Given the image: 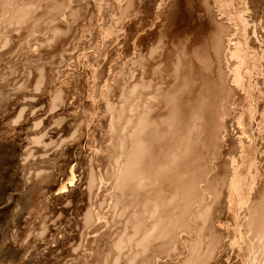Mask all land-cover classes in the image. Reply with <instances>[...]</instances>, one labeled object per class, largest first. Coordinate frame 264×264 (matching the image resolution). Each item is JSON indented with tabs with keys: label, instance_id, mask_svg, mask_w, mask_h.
<instances>
[{
	"label": "bare ground",
	"instance_id": "6f19581e",
	"mask_svg": "<svg viewBox=\"0 0 264 264\" xmlns=\"http://www.w3.org/2000/svg\"><path fill=\"white\" fill-rule=\"evenodd\" d=\"M49 1L58 8L68 6L64 0L61 4L59 0ZM107 1L112 3L111 15L110 8L105 11L114 23L106 30L107 37H102L103 51L96 50V67H100L96 71L90 70L91 53L85 54L87 51L83 49L81 51L86 52L79 56L84 74H80L82 70L75 73L78 66L71 73V80L66 81L69 72L56 70V55L49 59L45 51L47 55L36 54L45 60L42 69H35L37 73L32 70L36 75L31 72L20 87L21 68L11 63L17 57L10 56L11 51L0 53L1 65L7 66L10 76L0 85V124L12 128L5 132L2 140L7 142L5 145L0 142L3 145L0 149L12 154L10 165L18 172L20 167L23 171L25 165H33L37 167L33 170L39 173V159L35 154L42 140L36 136L42 129L49 137L60 135L59 139L53 138L61 141L60 150L54 151L55 160L59 162L58 158L63 155L73 157L84 143L80 139L83 132L90 129L85 126L86 119L82 122V116H75L76 109L86 103L82 104V100L72 103L77 97L74 88L82 86L87 77L99 81L93 88L102 98L101 103L98 100L102 110L100 120L109 127L110 136L103 140L100 128L95 129L98 133L94 140L98 147L91 153L93 165L87 179L86 174H81L79 183L58 197L57 202L67 200L69 204L62 209L64 215L72 211L78 222L73 224L75 229L72 225L64 227L62 220L55 222L56 228L49 226L48 232L62 231V237L55 239L53 259L63 257L65 264H264V0ZM98 2L77 0L74 7H66L67 12L62 14L64 22L52 27L50 42L57 44L63 38L62 43L67 41L76 23H84L86 27L99 23L106 4ZM20 3L19 0H0V24L9 13L10 20L19 24L30 14L27 9H20ZM9 36L12 41L21 38L15 33ZM92 39H88V43ZM67 47L62 51L66 54L62 55L61 63L67 59L68 51L72 52V48ZM33 51L35 54V49ZM55 54L59 55L58 51ZM126 60L128 78L125 84H117L115 72L124 67ZM120 75L121 72L117 76ZM124 77L118 81L122 82ZM114 80L117 85L112 84ZM52 82L56 86L51 88L48 84ZM32 84L36 86L35 93L41 92L40 96L35 97L30 90ZM48 95L52 96L53 109L41 121L40 129H32L31 134L28 131V139L31 135L36 138H32L34 147L22 150V156L27 155L22 158L23 163L20 129L40 117L39 111L31 115V109L36 107V99L44 96L41 99L45 101ZM52 124L59 128H51ZM106 164L109 169L103 177L100 167L104 170ZM33 170H28L30 175ZM68 172L67 178L72 173ZM47 180L46 189L54 191V182ZM55 203L54 200L46 208L48 214L53 213ZM38 206L41 208L42 204ZM30 236L32 233L29 239Z\"/></svg>",
	"mask_w": 264,
	"mask_h": 264
},
{
	"label": "rangeland",
	"instance_id": "374dc122",
	"mask_svg": "<svg viewBox=\"0 0 264 264\" xmlns=\"http://www.w3.org/2000/svg\"><path fill=\"white\" fill-rule=\"evenodd\" d=\"M21 3H20V9L22 8H25L27 9V11L30 13L29 15L25 16L23 20L20 21V24L18 22H12L10 20L11 18V13H9L6 17L2 18L1 21H3V23H1L0 25V47H1V50H0V53L2 52L3 54L8 52L7 54H9V52L11 51L12 53H10L9 55L10 56H15L17 58H14L13 59V62L11 61V63L17 65V67L21 68L20 71L22 73V75L20 74V87L21 85H23L26 81V77H28L30 75L31 72H36L37 71V68H41V66H44L45 64V60L42 59H39V55H43V54H46V52L48 53L47 56L45 57H48L49 59L52 57H54L55 55V63L56 65L54 66V68L58 71H63V72H69L67 74H69L67 77H66V81H70L71 80V75L73 74L72 72L76 71L78 66V71H76L75 73H80L82 70V72L80 74L83 73V71H85L84 69H82V65L80 64L81 60L80 59L81 57L79 55H81L83 53V49L84 50V53L85 54H90L91 55V71H96L97 69H99L100 67L96 65H98L97 63V51H101L103 48H104V42H102L101 40H103V38H106L107 37V29H110L112 26H109L111 24L114 23V20H112V16H109V13L110 11H112V3L109 4L110 2H107L105 0H99V2L97 4H101V3H104L106 4L105 7H104V10L103 11H107L108 9L107 8H110L108 11L109 13L106 14V11L103 13L104 17L101 18V16L99 18H101L99 20V23H96L95 25H89V26H85L84 23H80V25H78V23H76L74 26H73V30L75 31H72L71 33H73L72 35L69 34L68 36V40L64 41V43H62V39L61 41H59L58 46L56 47V43H52V41L50 42V38L52 36V30L53 28L59 23V22H64V19L62 18V14L63 12H67V11H64L66 7H69V5H71V7H74L77 2V0H70L71 2L69 3L68 0H64L65 2L64 3H67L68 6H66L64 9L61 8V6L58 8L57 6L55 7L54 5H51V1H47V0H19ZM32 1V2H31ZM45 1V2H44ZM63 0H59V3L61 4ZM76 1V2H75ZM105 1V2H104ZM26 2V3H25ZM30 2V3H29ZM34 3V4H32ZM37 3V5H36ZM46 3V4H45ZM90 3V1H89ZM24 4V5H23ZM74 4V5H73ZM23 5V6H22ZM50 6V7H49ZM22 7V8H21ZM54 7V8H53ZM53 8V9H52ZM29 9V10H28ZM43 9H45L43 11ZM58 9V10H56ZM62 9V10H61ZM39 12H38V11ZM37 12V13H36ZM45 12V13H44ZM61 15H60V14ZM37 14V15H36ZM39 14V15H38ZM49 14V15H48ZM56 15V16H55ZM107 15V17H106ZM111 15V13H110ZM10 16V17H9ZM40 17V18H39ZM117 17H119L118 13L116 14V19ZM35 18V19H34ZM38 18V19H37ZM46 18V19H45ZM62 18V19H61ZM34 20V21H33ZM10 21V23H9ZM46 21V22H45ZM58 21V22H57ZM24 22V23H23ZM56 22V23H54ZM111 22V23H109ZM156 22V21H155ZM158 22V20H157ZM5 23V24H4ZM9 23V24H7ZM14 23V24H13ZM50 23V24H49ZM105 23V24H104ZM108 23V25H107ZM4 24V25H3ZM10 24H12L13 26H11ZM27 24V25H26ZM102 26H101V25ZM19 25V26H18ZM34 25V27L32 26ZM38 25V26H37ZM86 27H84V26ZM98 25V27L96 26ZM5 26V27H4ZM21 26V27H20ZM29 30H28V28ZM42 26V27H41ZM50 26V27H49ZM78 26V27H77ZM84 28H83V27ZM109 26V28H108ZM12 27V28H11ZM31 27V28H30ZM41 27V28H40ZM53 27V28H52ZM33 28V29H32ZM75 28V29H74ZM105 28V29H104ZM19 29V30H18ZM42 29V33H41V30ZM92 29H95L94 32ZM100 29V30H98ZM4 30V31H3ZM9 30H13V33H15L16 37H21L20 38V41L19 39L18 40H14L12 41L11 39H9V35L13 34L11 32H9ZM17 30V32H16ZM23 30V31H22ZM26 30V31H25ZM31 30V31H30ZM40 30V32H39ZM49 30V33L47 32ZM50 30H51V33H50ZM85 30V31H84ZM92 30V31H91ZM107 30V31H106ZM30 31V32H29ZM82 31V32H81ZM88 31V32H87ZM91 31V32H90ZM98 31V32H97ZM99 31H102V32H99ZM103 31H105L106 33L104 34ZM24 32V33H23ZM27 32H29L27 35ZM77 32V34H76ZM4 33H8L7 35L4 34ZM11 33V34H10ZM17 33V34H16ZM31 33V35H30ZM34 33V34H33ZM38 33V34H37ZM45 33V35H44ZM82 33V34H80ZM92 33V36L90 35ZM94 33V34H93ZM102 33V35H101ZM19 34V35H18ZM24 34V35H23ZM35 34H37L35 37ZM51 34V35H50ZM88 34V35H87ZM34 35V37H33ZM38 35H41L42 37L43 36H47V37H43L41 38L38 37ZM101 35V37H100ZM104 35V36H103ZM25 36V37H24ZM29 36H31L29 39ZM73 36L77 37L76 39L73 38ZM82 36V37H81ZM88 36V37H86ZM106 36V37H105ZM3 37V38H2ZM24 37V38H23ZM49 37V38H48ZM80 37V38H79ZM91 37V38H90ZM97 40H96V38ZM103 37V38H102ZM23 38V39H22ZM26 38H27V41H26ZM39 38V39H37ZM41 38V40H40ZM45 38V39H44ZM73 38V41L71 40ZM91 41L92 39V42L91 43H88L90 42L88 39ZM102 38V39H100ZM49 40V45L48 43H45V42H48ZM6 40V41H5ZM33 40V41H32ZM71 40V41H70ZM24 41V42H22ZM29 41V42H28ZM37 41V42H36ZM77 41V42H76ZM83 41L85 42V44H83ZM90 44V45H87L86 48H85V45L87 44ZM5 42V43H4ZM22 42V43H21ZM28 42V43H27ZM32 42V44H31ZM35 42V43H34ZM41 42H43L44 45H41ZM9 43V44H8ZM22 44V45H19V44ZM34 43V44H33ZM40 43V44H39ZM68 43V44H66ZM72 45H71V44ZM82 43V45L80 44ZM102 43V44H101ZM4 44V45H3ZM7 44V45H6ZM14 44V45H13ZM28 44V45H27ZM36 44V46H34ZM40 47H38V45ZM63 44V45H62ZM94 44V46H93ZM24 45V46H23ZM27 45V46H26ZM32 45H33V48H32ZM52 45H53V48H52ZM70 46V48H72V52L68 51V54L66 55L67 56V59H65V61L63 63H61V61L63 60L62 59V55H65L66 53L65 52H62V51H65L67 47ZM78 45L80 47H78ZM96 45H98L96 47ZM15 46V47H14ZM50 46V48H49ZM61 46H64L61 47ZM88 46H89V50H88ZM18 47V48H17ZM20 47V48H19ZM31 47V48H30ZM46 47V48H45ZM55 47V48H54ZM66 47V48H65ZM11 48V49H10ZM15 48V49H13ZM17 48V49H16ZM30 52H29V50ZM42 48V49H41ZM49 48V49H48ZM63 48V49H62ZM3 49V51H2ZM35 49V54L34 53V50ZM44 49V50H43ZM62 49V50H61ZM13 50V51H12ZM27 50V52H26ZM39 50V51H38ZM48 50V51H47ZM80 50V51H79ZM92 50V51H91ZM97 50V51H96ZM113 50V49H112ZM16 51V53H15ZM20 51V52H19ZM46 51V52H45ZM50 51V52H49ZM54 51V52H53ZM59 53V55L55 54V53ZM61 51V54L60 52ZM103 51V50H102ZM23 52H25V54H23ZM94 52V53H93ZM19 53H21L19 55ZM33 55H32V54ZM43 53V54H42ZM65 53V54H64ZM83 53V54H84ZM106 53V51H105ZM23 54V55H22ZM30 54V55H28ZM38 56H37V55ZM8 55V56H9ZM18 55V56H17ZM75 55V57H74ZM23 56V57H22ZM27 56V57H26ZM60 56V57H59ZM73 56V57H72ZM26 59H25V58ZM37 57V58H36ZM44 57V58H45ZM24 58V59H23ZM31 58V59H30ZM35 58V59H33ZM76 58L78 60H76ZM17 59V60H16ZM20 63H19V61ZM21 59V60H20ZM33 59V60H32ZM72 59V61H71ZM75 59V60H73ZM104 59V58H102ZM109 59V57L107 58ZM129 59V58H127ZM16 60V61H15ZM15 61V62H14ZM95 61V63H94ZM6 62V61H5ZM22 62V63H21ZM30 62V63H28ZM42 62V63H41ZM106 62V60H105ZM122 61L120 60L119 63H121ZM127 62V63H126ZM126 62L124 63V67L123 65L118 69L116 70L115 72V79L117 80V84L119 83H124V80H127V73L129 74V65L128 64V61L126 60ZM3 62H0V85L2 84L3 81L5 80H8L10 79V76H8L7 74V66L6 65H1ZM118 63V64H119ZM20 64V65H19ZM33 65V66H32ZM95 65V66H93ZM127 65V66H125ZM39 66V67H38ZM66 69H65V67ZM9 67H11V65H9ZM57 67V68H56ZM64 67V68H63ZM71 67V68H70ZM94 67V68H93ZM99 67V68H98ZM31 70H30V69ZM34 68V69H33ZM60 68V69H59ZM123 68V69H122ZM36 69V71H35ZM87 69V68H86ZM125 69V71H124ZM23 70V71H22ZM29 70V71H28ZM33 70V71H32ZM107 71H110V72H113L112 70L108 69ZM124 71V72H123ZM29 74H28V73ZM32 73V74H35V73ZM121 72V75L120 76H117L119 73ZM123 72V73H122ZM127 72V73H126ZM37 73V72H36ZM72 73V74H71ZM108 73V72H107ZM2 74V75H1ZM11 74V73H10ZM28 74V75H27ZM84 74V73H83ZM113 74V73H112ZM26 75V76H25ZM36 75V74H35ZM127 75V76H126ZM121 76H125L124 79L122 78V82H119L118 79L120 78L121 79ZM70 78V79H69ZM69 79V80H68ZM119 79V80H120ZM86 80V81H85ZM116 80H114L112 83L113 85H117L115 82ZM24 81V83L22 84V82ZM55 81V82H54ZM63 81V79L61 80ZM85 82H83V85H79V87H75L74 89L76 90L77 92V97L75 98V100L72 102H76L78 100H82V104L86 103L85 105H82L80 107H78L76 109L77 113L75 110H73V112H75V116L78 115V117H81L80 118V121H86L85 123V126H89L90 129L89 130H86L83 132V135L82 137L80 138L81 140L84 141V143H82V146H79V148L73 153V157H69L67 155H63L61 156V158H58L59 162L57 161V159L55 160V152L59 151L60 150V143L61 141L57 142V140L53 139V138H57L59 139L60 138V135H55L52 137H49L47 134H46V131H44V129H42L38 136V138H41V146H39V149L37 150L38 152L35 154L36 158L39 159V161H37V164H38V171L39 173L41 174L43 170V174L40 176L38 172H36V170L34 171L33 169L34 168H37V167H33V165H25V169L23 171H21V168L20 167V172L16 171L15 168H13L10 164H12V154L8 153H3L0 149V264H65V262L63 263V260L64 258L63 257H58V258H54L53 259V252H52V249L54 250L56 248V244H55V239L56 237H59L61 238L62 237V234H61V230H56V231H49L48 232V229H49V226L50 228H56L54 227V224L55 222H59V221H64L63 223V226L64 227H71L72 225V229H75V224L77 225V222H78V218L76 216V213L73 215L72 211L69 212V214H65L63 213V210H65L69 204L67 202V200H65L64 202H61V201H58L59 200V196H61L62 194H65L66 192H68V190L70 188H73L74 187V184H78L79 183V178H80V175L81 174H86V179H87V173L89 172V169L90 167L93 165L91 163V153L96 150V148L98 147V143L95 142V137L97 136V133L96 132L99 128H100V131H99V135H102V139L103 140H106L109 138L110 136V133H109V127L106 126V124L102 123L101 122V114L100 112H102L101 108L99 109V105L101 103V99L100 96H98V92H96V90H94L93 86H94V83H99V81H97L96 78H93V79H88L85 78L84 79ZM92 81V82H91ZM53 82L56 84V79L53 80ZM52 82V84H48L51 88H52V85L55 87L56 85ZM93 83V84H92ZM33 85V84H32ZM72 85V84H71ZM85 86V87H83ZM35 84L32 86V88H30V90H32V92L35 95V97H38L41 95V92H37L35 93ZM91 87L93 89H91ZM21 89V88H20ZM85 89V90H84ZM89 89V90H88ZM74 90V91H75ZM85 92H84V91ZM92 90V91H91ZM87 91V92H86ZM22 92L24 93V91L22 90ZM40 93V94H39ZM95 93V94H94ZM14 95V94H13ZM21 95H24V94H21ZM20 95V96H21ZM90 95L92 97H90ZM86 96V97H85ZM44 97V96H41L40 98L36 99V102L34 98L30 99L32 100V102L35 103V106L36 107H33V110L31 109V115L33 113H36L37 111H39L40 113V117L37 118L35 121H32L30 123V125L28 127H23V129L21 130L20 129V160H24V158H27V155L26 156H22V152L23 151H26L25 149H27L29 146L30 147H34V137L33 135H31V137H29L28 139V134H31L32 131L36 128L38 130V128L40 129L42 127V125L40 124L41 121L45 120L44 118H46L48 115H49V111L51 112V110L53 109V102H52V96L51 95H48V96H45V101L42 100L41 98ZM90 97V100L89 98ZM31 98V97H30ZM24 99V98H23ZM22 99L21 102H23L24 100ZM40 99V102L37 103V101H39ZM92 99V100H91ZM42 100V101H41ZM98 100L100 101V103L98 102ZM96 101V102H95ZM89 103V104H88ZM91 103V104H90ZM95 103V104H94ZM46 104V105H45ZM81 104V103H79ZM90 105L92 106V109L90 108ZM94 105H97L94 107ZM84 106V107H83ZM76 107V106H75ZM80 108V109H79ZM83 110H82V109ZM95 109H98L96 111H94ZM42 110V112H41ZM34 111V112H33ZM18 113H20V108L19 110H17ZM72 112V113H73ZM84 118V119H83ZM100 121V122H99ZM102 123V125H101ZM94 125V126H93ZM7 126V127H6ZM38 127V128H37ZM59 128L58 125H55V124H52L51 128ZM106 127V128H105ZM94 128V129H93ZM12 129L11 126H8L7 125H2L0 124V142L2 144H6L7 141H4L2 140L3 139V136H5V132L8 130ZM33 129V130H32ZM96 129V131H95ZM105 129V130H103ZM108 131H107V130ZM25 130V131H24ZM29 131V133H28ZM93 131V132H92ZM106 131V132H105ZM73 132V131H72ZM72 132H70V135L72 134ZM87 132V133H86ZM95 132V133H94ZM106 134H105V133ZM28 133V134H27ZM10 134V133H9ZM86 134V135H85ZM105 134V135H104ZM47 135V136H46ZM90 135V136H89ZM93 135V136H92ZM47 137L50 138V139H45ZM106 137V139H105ZM33 138V139H32ZM86 139V141H85ZM45 140L48 142H51V143H45ZM53 140V141H52ZM28 143V144H27ZM32 146H31V144ZM58 143V144H56ZM2 144H0V147L3 146ZM43 144H46V145H43ZM49 144L50 147H48L47 145ZM53 144V146H51ZM26 146V147H25ZM43 146V147H42ZM47 146V147H46ZM25 147V148H24ZM29 147V148H30ZM42 147L43 148V153L44 154H41V149L40 148ZM45 147V148H44ZM54 149H53V148ZM96 147V148H95ZM50 148V149H49ZM23 150V151H22ZM45 150V151H44ZM47 151V152H46ZM51 151V152H50ZM55 151V152H54ZM41 152V153H40ZM40 154V155H39ZM50 155V156H48ZM51 155H52V158H51ZM31 155H29L30 157ZM38 156V157H37ZM44 157H47L45 160H44ZM50 159H49V158ZM66 157V158H65ZM42 159V160H40ZM68 159V161L66 160ZM72 159V160H71ZM75 159V160H74ZM22 160V161H23ZM47 160V161H46ZM61 160V162H60ZM65 160V161H64ZM56 161L58 162V164L56 163ZM66 161L68 162V164L66 163ZM43 162V163H42ZM53 162V163H52ZM71 162V163H70ZM24 163V161H23ZM47 163V164H46ZM91 163V164H90ZM106 163L109 164V162L106 160ZM21 164V162H20ZM41 164H44L41 165ZM46 164V165H45ZM53 164V165H52ZM59 164L61 166H59ZM67 164V165H66ZM104 165L103 168H105L104 170L102 169V167H100L101 169V174L102 176L104 177V175L107 173L108 169H109V166L108 165ZM22 165V164H21ZM20 165V166H21ZM41 165V166H40ZM65 165H66V168H65ZM40 168L43 166V169ZM56 166V168H58V170L56 168H54ZM28 167V168H27ZM60 167V168H59ZM65 168V169H64ZM70 168H73V169H70ZM56 169V170H55ZM63 169L64 171H62L61 173V170ZM84 169V170H83ZM88 169V170H87ZM28 170H33L32 172V175H30L31 171H28ZM40 170H42L40 172ZM48 170V171H47ZM52 170V172H51ZM76 170V171H75ZM103 170V171H102ZM57 171V172H55ZM66 171H69L67 174H69L70 172V175L69 177L67 178V176H65L66 174ZM79 171V172H78ZM81 171V172H80ZM23 172V173H22ZM35 172L37 173L35 175ZM44 172H45V175H44ZM65 172V173H64ZM3 173V174H2ZM19 173V174H18ZM28 173V175H27ZM46 173H49V174H46ZM57 173H60V174H63V175H60L58 174V177L57 175L55 176V174ZM80 173V174H79ZM23 174V175H22ZM89 174V173H88ZM39 175V176H38ZM26 176V177H25ZM28 176V178H27ZM36 176V177H35ZM38 176V177H37ZM46 177V179L44 177ZM62 176V177H60ZM24 177V178H22ZM32 177V179H31ZM39 177H42L41 179ZM27 178V180H26ZM29 178L31 179L29 181ZM52 178V179H51ZM59 180H58V179ZM60 178H63V179H60ZM36 179V180H35ZM40 179V180H39ZM47 179H50L49 182H51V180L54 182L53 185L55 186L56 189H54V191L52 192H49L48 189H46L45 187V180L48 182ZM73 179V181H72ZM57 181V183L55 181ZM70 180V181H69ZM16 182V183H15ZM21 182V183H20ZM39 182V183H38ZM43 182V183H41ZM63 182V183H62ZM27 183V184H26ZM56 183V185H55ZM65 183V184H64ZM72 183V184H71ZM26 184V186L24 185ZM29 184V185H28ZM42 185V187H41ZM63 185V186H62ZM38 186V187H37ZM10 187V188H9ZM37 187V188H36ZM40 187V188H39ZM27 188V189H26ZM26 189V190H25ZM23 191V192H22ZM36 191V192H35ZM44 191V192H43ZM38 192V193H37ZM8 193V194H7ZM20 193V194H19ZM46 193V194H45ZM50 193V194H49ZM35 194V195H34ZM40 194V195H39ZM44 194V195H43ZM49 194V195H48ZM61 194V195H60ZM52 195H55V196H52ZM57 195V196H56ZM10 196V197H9ZM12 196V197H11ZM34 196V197H33ZM54 197V198H53ZM12 199V200H11ZM53 199V200H52ZM12 202H11V201ZM55 200V203L54 204V210H53V213L51 214H48L50 212H48V210L46 209L49 205L52 204V202ZM17 201V203H16ZM19 201V202H18ZM8 202V203H7ZM29 203V204H28ZM40 203V205L42 204V207L39 208L38 204ZM45 206H44V204ZM15 205V206H14ZM57 205V206H55ZM65 208V209H64ZM46 209V210H45ZM63 209V210H62ZM37 210V211H36ZM44 211V212H43ZM50 211V209H49ZM52 212V210H51ZM54 212L58 215H56V217L54 216ZM62 213V214H61ZM42 214V215H41ZM45 215L52 217V218H48L46 219L45 218ZM72 214V215H71ZM36 216V217H35ZM43 216V217H42ZM46 216V217H47ZM55 219H54V217ZM63 216L65 217V219H63ZM10 217V218H9ZM38 217V218H37ZM20 218V219H19ZM33 218V219H32ZM37 218V219H36ZM42 218V219H41ZM45 218V220H44ZM31 219V221H30ZM40 219V221H38ZM50 219H52V221H50ZM74 219V220H73ZM77 219V220H76ZM19 220V221H18ZM36 220V221H35ZM68 220V221H67ZM71 220V221H70ZM32 221L38 225L35 224L34 226V223L32 224ZM43 221V223H42ZM46 221H49V223H47ZM31 223V224H30ZM23 224V225H22ZM46 224H49V225H46ZM69 225V226H68ZM19 226V227H18ZM32 226V227H31ZM34 226V227H33ZM41 226V227H40ZM47 226V227H46ZM52 226V227H51ZM37 229H36V228ZM61 227V226H60ZM34 228H35V231H34ZM58 229V228H57ZM18 230V231H17ZM32 230V232H31ZM24 231V232H23ZM54 232V233H53ZM28 233V234H27ZM33 236H30V239H29V234ZM35 233V235H34ZM48 233V234H47ZM48 235V236H46ZM55 235V236H54ZM35 236V237H34ZM44 236V237H43ZM46 236V238H45ZM49 237V238H48ZM35 238V239H34ZM41 240H40V239ZM45 238V240H43ZM25 239V240H24ZM33 240V242L29 241V240ZM18 240V241H17ZM24 240V241H23ZM36 242H35V241ZM43 240V241H42ZM52 240V242H51ZM27 242V243H26ZM41 242V243H40ZM45 242V243H44ZM33 243V244H31ZM50 243V244H49ZM13 244V245H12ZM36 244V245H35ZM40 244V245H39ZM49 244V245H48ZM51 246V247H50ZM30 247V248H29ZM34 247V248H33ZM12 249V250H11ZM27 249V251H26ZM49 258V259H48ZM53 259V260H52ZM61 259V260H59ZM51 260V261H50ZM24 261V262H23Z\"/></svg>",
	"mask_w": 264,
	"mask_h": 264
}]
</instances>
